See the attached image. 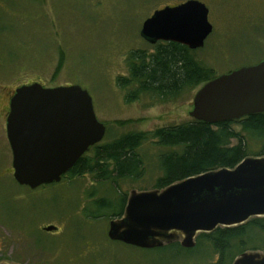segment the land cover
<instances>
[{"label": "rangeland", "instance_id": "1", "mask_svg": "<svg viewBox=\"0 0 264 264\" xmlns=\"http://www.w3.org/2000/svg\"><path fill=\"white\" fill-rule=\"evenodd\" d=\"M186 1L0 0V264L219 263L210 249L208 255L203 249L181 253L177 247L142 249L111 241L110 219L87 217L95 210L94 200L116 203L133 190H157L162 176L158 156L167 149L155 145L150 134L193 120V99L202 86L171 99L142 96L128 102L127 91L117 85L119 77L128 75V54L151 51L140 35L144 21L156 10ZM198 1L209 9L213 25L204 48L194 53L201 64L220 76L264 61V0ZM32 83L78 85L88 91L106 126L101 146L147 133L149 140L137 151L145 172L138 179L120 180L116 189L89 174L36 190L20 186L13 177L6 118L15 90ZM48 226L57 229L46 232Z\"/></svg>", "mask_w": 264, "mask_h": 264}, {"label": "water", "instance_id": "2", "mask_svg": "<svg viewBox=\"0 0 264 264\" xmlns=\"http://www.w3.org/2000/svg\"><path fill=\"white\" fill-rule=\"evenodd\" d=\"M213 32L209 9L198 0L156 10L142 25L149 44L173 42L204 48ZM264 114V61L217 76L193 99L190 116L220 124ZM13 177L36 190L59 183L106 134L88 91L78 85L45 88L22 85L10 99L6 118ZM264 218V156L248 157L235 168L188 177L162 190H133L121 218L111 220V241L155 249L175 242L191 249L202 233ZM57 228L45 227L46 232ZM233 264H264V252H244Z\"/></svg>", "mask_w": 264, "mask_h": 264}, {"label": "trees", "instance_id": "3", "mask_svg": "<svg viewBox=\"0 0 264 264\" xmlns=\"http://www.w3.org/2000/svg\"><path fill=\"white\" fill-rule=\"evenodd\" d=\"M195 52L173 42L151 45L150 52L131 51L127 57L128 75L119 77L117 85L127 91L128 102L142 96L171 99L182 95L217 77L214 69L196 59ZM150 135L155 145L167 149L158 156L162 176L157 179L155 189L159 190L188 177L222 168L233 169L248 157L264 156V114L214 125L193 119L157 129ZM148 140L147 133H131L102 146L97 144L63 179L75 180L89 174L97 183H110L114 189L120 180L138 179L145 169L143 156L137 151ZM126 201L124 196L116 203L108 198L94 200L95 210L87 217L93 220L106 217L110 221L120 218ZM195 246L186 249L175 242L163 248L177 247L181 253L203 249L206 255L210 251L219 255L217 264H227L244 252H264V218L202 233L197 236Z\"/></svg>", "mask_w": 264, "mask_h": 264}, {"label": "flooded vegetation", "instance_id": "4", "mask_svg": "<svg viewBox=\"0 0 264 264\" xmlns=\"http://www.w3.org/2000/svg\"><path fill=\"white\" fill-rule=\"evenodd\" d=\"M180 4H181V3H180ZM9 107H10V106H9ZM127 201H128V198H127ZM127 201H126V205H127ZM125 208H126V206H125ZM124 212H125V209H124ZM123 214H124V213H123ZM122 216H123V215H122ZM122 216H121V217H122ZM121 217H120V218H121ZM119 243H121V242H119ZM162 248H163V247H162Z\"/></svg>", "mask_w": 264, "mask_h": 264}]
</instances>
